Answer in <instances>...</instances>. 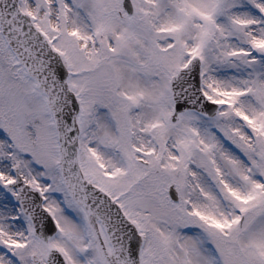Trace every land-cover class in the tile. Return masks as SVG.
<instances>
[{"label": "snow or ice", "instance_id": "obj_1", "mask_svg": "<svg viewBox=\"0 0 264 264\" xmlns=\"http://www.w3.org/2000/svg\"><path fill=\"white\" fill-rule=\"evenodd\" d=\"M0 264H264V0H0Z\"/></svg>", "mask_w": 264, "mask_h": 264}]
</instances>
